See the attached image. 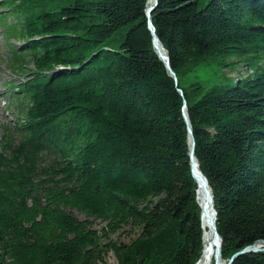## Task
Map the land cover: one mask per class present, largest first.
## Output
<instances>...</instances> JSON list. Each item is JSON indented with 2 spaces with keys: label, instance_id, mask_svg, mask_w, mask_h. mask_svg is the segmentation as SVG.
Here are the masks:
<instances>
[{
  "label": "trees",
  "instance_id": "trees-1",
  "mask_svg": "<svg viewBox=\"0 0 264 264\" xmlns=\"http://www.w3.org/2000/svg\"><path fill=\"white\" fill-rule=\"evenodd\" d=\"M147 5L1 3L4 60L24 80L0 136V264H106L109 252L118 264H195L201 210L184 102L222 258L264 242V0H158L151 22L176 81ZM216 56L251 73L203 93L185 86ZM126 226L138 230L132 241L108 239ZM233 264H264V252Z\"/></svg>",
  "mask_w": 264,
  "mask_h": 264
},
{
  "label": "rangeland",
  "instance_id": "rangeland-1",
  "mask_svg": "<svg viewBox=\"0 0 264 264\" xmlns=\"http://www.w3.org/2000/svg\"><path fill=\"white\" fill-rule=\"evenodd\" d=\"M121 33H125L122 30ZM236 62L237 60H232ZM221 64V57H209L199 63L197 66L188 70V74L185 81V86L196 85L201 88V93L212 89L215 86L225 85L231 87L234 82L240 78L246 77L251 72L247 70V67L243 63L234 64L233 68H223ZM177 78V77H176ZM24 78L15 76L9 71L3 62L0 63V136L2 135V126L7 124L11 119V112L15 113L13 107L9 106L7 84H19ZM75 215L79 219H85V217L75 212ZM104 223L96 221L94 228L100 229ZM138 233V230L130 226L123 227L118 232L111 234L108 239L115 240L117 242L129 243L132 241ZM106 264H118L114 253L109 252L106 256Z\"/></svg>",
  "mask_w": 264,
  "mask_h": 264
},
{
  "label": "water",
  "instance_id": "water-1",
  "mask_svg": "<svg viewBox=\"0 0 264 264\" xmlns=\"http://www.w3.org/2000/svg\"><path fill=\"white\" fill-rule=\"evenodd\" d=\"M158 4V0H153V2L149 5H147L146 8V16H147V23H148V29L152 34V41H153V47L158 55V57L164 62L167 70L169 71L170 75L174 78V80L176 81V75L173 72V70L170 67L169 64V57L165 51V54H162L159 50H157V46L158 43L160 44V41L158 39V36L156 34L155 28L151 22V13L154 11V9L156 8ZM162 46V45H161ZM163 47V46H162ZM164 49V48H163ZM181 94L182 91L180 90ZM183 116L185 119V122L187 123V128H188V132H189V141H190V159H191V172H192V176L195 179L196 182H198V180H201L203 185L206 187V189L209 188V191L211 193L210 187L208 185L207 179L206 177L202 174V172L199 170V175L195 173V167H198V162L195 158L194 152H195V140L193 137V132L189 126V121H188V117H187V112H186V103L184 102L183 105ZM208 187V188H207ZM211 198H212V203H213V195L211 193ZM214 220H212L211 226L213 228L214 234H216V236L219 238V245L218 247H216V252H215V256H214V262L213 264H218V260H222V264H233V262L241 255L247 254V253H256V252H264V242L263 241H259L253 245H249L235 253H233L231 255V257L226 260L222 258V238L219 235L217 228H216V211L214 209ZM200 259V257H199ZM199 259L197 260V262L199 261ZM197 262L195 264H197Z\"/></svg>",
  "mask_w": 264,
  "mask_h": 264
},
{
  "label": "bare ground",
  "instance_id": "bare-ground-1",
  "mask_svg": "<svg viewBox=\"0 0 264 264\" xmlns=\"http://www.w3.org/2000/svg\"><path fill=\"white\" fill-rule=\"evenodd\" d=\"M153 0H148V5L151 4ZM157 50L162 54L165 51L161 44L158 43ZM199 168L195 167V173L199 175ZM196 188V202L200 207V222L202 229V241L203 248L201 251L200 259L197 264H213L214 256L216 252V247L219 245V238L214 234L213 228L211 226L212 220H214V207L212 203L211 193L209 188L203 185L201 180H198ZM218 264H222V260L217 261Z\"/></svg>",
  "mask_w": 264,
  "mask_h": 264
}]
</instances>
